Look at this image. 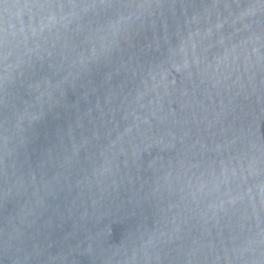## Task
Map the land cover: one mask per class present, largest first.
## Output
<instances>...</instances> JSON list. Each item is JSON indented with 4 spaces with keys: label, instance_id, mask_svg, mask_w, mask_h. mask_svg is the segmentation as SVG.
Wrapping results in <instances>:
<instances>
[{
    "label": "water",
    "instance_id": "1",
    "mask_svg": "<svg viewBox=\"0 0 264 264\" xmlns=\"http://www.w3.org/2000/svg\"><path fill=\"white\" fill-rule=\"evenodd\" d=\"M0 264H264V0H0Z\"/></svg>",
    "mask_w": 264,
    "mask_h": 264
}]
</instances>
